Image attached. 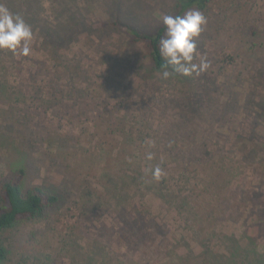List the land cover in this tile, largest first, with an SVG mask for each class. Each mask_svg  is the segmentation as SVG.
Returning a JSON list of instances; mask_svg holds the SVG:
<instances>
[{"label": "rangeland", "instance_id": "rangeland-1", "mask_svg": "<svg viewBox=\"0 0 264 264\" xmlns=\"http://www.w3.org/2000/svg\"><path fill=\"white\" fill-rule=\"evenodd\" d=\"M0 2L33 33L0 50V184L59 196L1 234L6 264H264V0L190 9L211 67L168 80L113 21L152 31L176 0Z\"/></svg>", "mask_w": 264, "mask_h": 264}, {"label": "trees", "instance_id": "trees-1", "mask_svg": "<svg viewBox=\"0 0 264 264\" xmlns=\"http://www.w3.org/2000/svg\"><path fill=\"white\" fill-rule=\"evenodd\" d=\"M213 1L214 0H176L174 10L170 15L182 16L192 8L203 10ZM113 25L127 34L130 42H143L146 44L154 68L159 71L163 69L166 62L160 55V39L165 33V28L162 22H160L152 31H145L130 22L122 21L120 19H115ZM181 129L184 130L182 127ZM23 173L24 170L20 169L16 175L2 181L0 184V264H6L8 258L7 249L1 242V234L22 220L34 221L40 219L45 214L47 208L54 206L59 201V196L56 193L48 191L42 186H27L23 179ZM149 237L150 235H143L142 238L146 239L143 246L150 240ZM122 240H124V238H122ZM143 246H140V248ZM133 253L134 252L128 255L121 254L120 256L118 253L109 249L106 253L107 255H104L105 261L101 262L102 264H108L111 263V261H115L118 264H124L125 261H132ZM142 254L143 253L141 252L138 259L139 263L143 262ZM92 258L94 259L92 264L99 262L100 257L96 260L95 256L91 255V259ZM121 259L122 261H120Z\"/></svg>", "mask_w": 264, "mask_h": 264}, {"label": "clouds", "instance_id": "clouds-1", "mask_svg": "<svg viewBox=\"0 0 264 264\" xmlns=\"http://www.w3.org/2000/svg\"><path fill=\"white\" fill-rule=\"evenodd\" d=\"M160 20L165 28L160 39V55L166 62L160 72L162 79L168 80L174 73L182 76L199 77L211 67L206 57L198 52L196 39L203 32L207 18L199 10H189L181 15L164 14ZM33 33L23 16L13 13L0 2V50L10 51L13 56L27 57L31 54ZM171 66V71L168 70ZM152 160L153 154L147 153ZM163 175L161 167L152 170L153 179L159 181Z\"/></svg>", "mask_w": 264, "mask_h": 264}]
</instances>
